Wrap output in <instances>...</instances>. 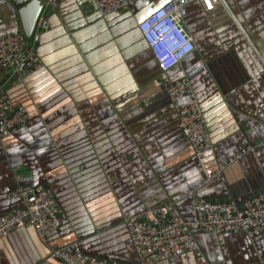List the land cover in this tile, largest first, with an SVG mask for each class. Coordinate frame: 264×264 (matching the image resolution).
<instances>
[{"label": "crops", "instance_id": "1", "mask_svg": "<svg viewBox=\"0 0 264 264\" xmlns=\"http://www.w3.org/2000/svg\"><path fill=\"white\" fill-rule=\"evenodd\" d=\"M155 5L139 0L100 17L92 0L45 4L27 37L42 68L0 71V87L29 113L0 141V214L25 205L10 197L19 184L52 189L66 214L48 236L52 246L77 241L88 255L139 264L124 215L218 171L198 191L202 198L241 205L264 193V0H220L211 11L199 1L189 7L196 50L167 74L187 77L189 97L201 105L213 145L202 158L181 133L164 74L137 28ZM14 31V22L0 25V34ZM178 207L194 219L190 200ZM195 235L201 257L186 253L156 264H264V228L226 234L196 228ZM0 264L64 263L22 225L0 238Z\"/></svg>", "mask_w": 264, "mask_h": 264}, {"label": "built area", "instance_id": "2", "mask_svg": "<svg viewBox=\"0 0 264 264\" xmlns=\"http://www.w3.org/2000/svg\"><path fill=\"white\" fill-rule=\"evenodd\" d=\"M139 0H92L100 17L132 7ZM153 10L137 24L143 41L164 74L165 93L173 104L177 124L197 158L212 151L213 145L207 130L200 103L189 97L190 81L185 76L172 79L167 72L196 50V43L186 27V18L192 2L199 1L204 11H211L220 0H151ZM57 0H46L49 6ZM44 26V23H40ZM37 27V26H36ZM46 27V26H44ZM23 32L0 34V71L13 73L34 72L43 62L29 48ZM29 118L23 105H15L9 94L0 87V141L23 127ZM237 154L230 158L236 159ZM219 173V171H218ZM218 173H211L194 186L167 196L152 206L123 216L130 242L139 264H156L186 253L197 257L203 250L196 238L195 229L209 234L252 233L264 228V193L254 194L241 205L233 201H211L202 198L198 191ZM10 197L25 201L23 207L0 214V238L8 236L18 226L34 228L40 241L49 250V257L64 264H122L114 259L91 256L83 252L77 241L52 246L48 236L57 231L66 214L52 191L44 185L19 184ZM190 200L193 220L186 219L178 205Z\"/></svg>", "mask_w": 264, "mask_h": 264}, {"label": "water", "instance_id": "3", "mask_svg": "<svg viewBox=\"0 0 264 264\" xmlns=\"http://www.w3.org/2000/svg\"><path fill=\"white\" fill-rule=\"evenodd\" d=\"M45 4L46 0H0V25L14 22L16 32L22 30L30 38ZM190 33L195 40L193 32Z\"/></svg>", "mask_w": 264, "mask_h": 264}, {"label": "rangeland", "instance_id": "4", "mask_svg": "<svg viewBox=\"0 0 264 264\" xmlns=\"http://www.w3.org/2000/svg\"><path fill=\"white\" fill-rule=\"evenodd\" d=\"M149 51V50H148ZM150 55H151V53H149ZM151 57H152V55H151ZM150 57V58H151ZM152 59H153V57H152ZM150 62H151V60H150ZM0 78H2V74L0 73ZM2 82V80H0V83Z\"/></svg>", "mask_w": 264, "mask_h": 264}]
</instances>
